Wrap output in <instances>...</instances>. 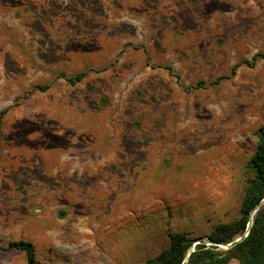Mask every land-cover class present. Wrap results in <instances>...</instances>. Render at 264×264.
Masks as SVG:
<instances>
[{"label":"rangeland","instance_id":"obj_1","mask_svg":"<svg viewBox=\"0 0 264 264\" xmlns=\"http://www.w3.org/2000/svg\"><path fill=\"white\" fill-rule=\"evenodd\" d=\"M259 54L264 0H0V247L148 264L171 233L214 244L264 127Z\"/></svg>","mask_w":264,"mask_h":264},{"label":"trees","instance_id":"obj_2","mask_svg":"<svg viewBox=\"0 0 264 264\" xmlns=\"http://www.w3.org/2000/svg\"><path fill=\"white\" fill-rule=\"evenodd\" d=\"M259 58H264V54L256 55L253 58V63L248 64L253 65ZM162 68L180 80L173 67ZM86 76L87 73L82 72L67 80L76 85ZM204 86V82H199L194 88H203ZM48 88L49 86L41 87L42 90H48ZM6 114L7 110L0 113V132ZM248 168L251 171V177L247 180L239 218L227 225L217 226L209 236V240L214 244H231L239 237H244L248 225L252 221L250 232L241 243L225 251L218 246L198 244L192 253L193 240L189 238L188 234L171 233L169 235L170 246L156 257L148 260V264H183L185 261H187L186 264H230L234 260L240 264H264V205L260 206L264 200V127L260 130L259 140L248 163ZM256 210V214L252 217ZM0 250L19 251L25 254L28 264H37L36 250L31 242L22 240L9 242L6 246H1ZM190 253L191 256L188 258Z\"/></svg>","mask_w":264,"mask_h":264},{"label":"water","instance_id":"obj_3","mask_svg":"<svg viewBox=\"0 0 264 264\" xmlns=\"http://www.w3.org/2000/svg\"><path fill=\"white\" fill-rule=\"evenodd\" d=\"M262 205H264V200L262 201V203H261L260 206H262ZM256 212H257V210L254 211L252 217L256 214ZM251 226H252V221L249 223L248 228H247V231H246L244 237H239L238 239H236V240H235L234 242H232L231 244H228V245L211 244L210 246H218V247H220V246H225V247H227V250H228V249H231V248L235 247L237 244L241 243V242L244 240V238H246V237L248 236V234H249V232H250V228H251ZM198 244H205V242H204L203 240H200ZM191 252L193 253V252H194V249H192ZM190 256H191V253L188 255V258H189ZM186 263H187V261H185L183 264H186Z\"/></svg>","mask_w":264,"mask_h":264}]
</instances>
